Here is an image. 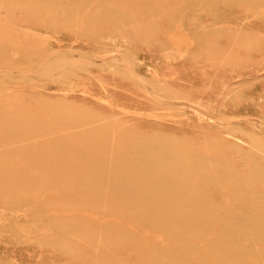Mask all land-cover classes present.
Wrapping results in <instances>:
<instances>
[{
  "label": "rangeland",
  "instance_id": "1",
  "mask_svg": "<svg viewBox=\"0 0 264 264\" xmlns=\"http://www.w3.org/2000/svg\"><path fill=\"white\" fill-rule=\"evenodd\" d=\"M0 264H264V0H0Z\"/></svg>",
  "mask_w": 264,
  "mask_h": 264
},
{
  "label": "bare ground",
  "instance_id": "2",
  "mask_svg": "<svg viewBox=\"0 0 264 264\" xmlns=\"http://www.w3.org/2000/svg\"><path fill=\"white\" fill-rule=\"evenodd\" d=\"M177 31H179V30H177ZM180 31H182L181 29H180ZM179 34V33H178ZM172 37V36H171ZM184 38H186L185 36H184ZM176 41V40H175ZM182 41H183V39H182ZM182 41H181V43H182ZM186 41V40H185ZM188 41V40H187ZM186 41V42H187ZM180 44V43H179ZM179 44H177V45H179ZM188 45V44H187ZM175 46V45H174ZM181 51V50H180ZM185 53V52H184ZM180 56V55H179ZM170 58V57H169ZM174 60V59H173ZM229 83V82H228ZM227 83V84H228ZM224 86H226V85H224ZM225 89V88H224ZM222 95V94H221ZM220 95V96H221ZM222 97V96H221ZM109 103V102H108ZM260 106V105H259ZM203 107V106H202ZM261 108V107H260ZM125 110V109H124ZM127 112V111H126ZM150 113V112H149ZM128 114V113H127ZM192 114V113H191ZM207 115V114H206ZM205 115V116H206ZM156 117V116H155ZM249 124V123H248ZM257 130V129H256ZM224 135V134H223ZM232 140L233 141H236V142H238V143H241V144H245V141L244 140H240L239 138H236V137H234V138H232ZM250 146V145H249ZM255 150V149H254ZM260 152V151H259ZM263 153V152H262ZM234 154V153H233ZM236 154V153H235ZM110 164V163H109ZM242 170V169H241ZM97 175V174H96ZM109 175V174H108ZM102 177V176H101ZM247 190V189H246ZM261 191V190H260ZM247 199V198H246ZM234 200V199H233ZM240 204V203H239ZM221 211H222V209H221ZM115 220V219H114ZM237 238H239V237H237ZM168 241V240H167ZM171 243H172V241H171ZM149 244V243H148ZM176 244H178V243H176ZM238 245V244H237ZM152 248V247H151ZM261 254V253H260ZM214 258V257H213Z\"/></svg>",
  "mask_w": 264,
  "mask_h": 264
}]
</instances>
